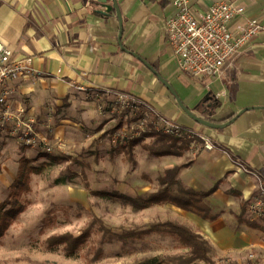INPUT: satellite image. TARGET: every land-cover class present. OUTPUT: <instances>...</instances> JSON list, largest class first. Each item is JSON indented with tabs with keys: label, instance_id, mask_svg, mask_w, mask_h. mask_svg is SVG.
I'll list each match as a JSON object with an SVG mask.
<instances>
[{
	"label": "crops",
	"instance_id": "0c3cea01",
	"mask_svg": "<svg viewBox=\"0 0 264 264\" xmlns=\"http://www.w3.org/2000/svg\"><path fill=\"white\" fill-rule=\"evenodd\" d=\"M215 1L192 0L191 10L204 12ZM231 1L244 11L230 22V29L235 31L250 18L259 21L260 29L216 77L181 69L164 31L173 11L170 0H117L123 27L120 43L115 10H107L111 0H0V41L13 58H29L38 72L34 78L23 76L12 82L8 103L36 119L38 132L47 133L55 143L50 154L70 155L65 154L67 149L80 140L85 143L105 131L101 119L114 110L107 101L102 102L104 110L98 109L99 93H106L108 101L118 92L133 94L139 102L131 110L148 119L162 116L190 130L194 137L186 147L175 149L179 154H151L152 158L162 162L160 173L190 162L178 178L195 190L209 191L204 200L217 217L210 221L174 207L199 229L195 231L218 256L228 254L242 261L238 254L242 248L264 254V232L238 221L240 216L247 218L241 204L247 205L264 181V0ZM152 69L203 119L219 120L249 109L224 127L199 124L181 109ZM5 135L0 132V144L8 141ZM156 136L143 133L128 144L131 152L154 143ZM200 137L213 148L205 149ZM21 150L20 157L42 151L22 145Z\"/></svg>",
	"mask_w": 264,
	"mask_h": 264
},
{
	"label": "rangeland",
	"instance_id": "374dc122",
	"mask_svg": "<svg viewBox=\"0 0 264 264\" xmlns=\"http://www.w3.org/2000/svg\"><path fill=\"white\" fill-rule=\"evenodd\" d=\"M107 104L114 111L101 119L105 131L67 149L66 160L52 162L41 156L43 150L22 160L21 145L5 135L9 139L0 144V200L8 198L23 209L0 238V264H138L146 257L185 252L168 235L120 237L123 231L163 220L199 229L169 203L133 210L113 195L118 191L136 196L158 189L163 165L145 147L131 152L128 145L145 134L137 127L143 115L119 108L112 100ZM147 128L151 132L150 125ZM120 130L123 138L115 137ZM13 182L19 184L12 187ZM86 231L88 235L74 248L69 236L50 242L51 237H78ZM246 250L241 249L239 258H246ZM213 254L217 264L241 263L228 254ZM255 264H262L260 257Z\"/></svg>",
	"mask_w": 264,
	"mask_h": 264
},
{
	"label": "built area",
	"instance_id": "2783aa9c",
	"mask_svg": "<svg viewBox=\"0 0 264 264\" xmlns=\"http://www.w3.org/2000/svg\"><path fill=\"white\" fill-rule=\"evenodd\" d=\"M192 0H170L173 11L165 21L164 31L172 53L181 69L191 75L219 76L224 64L236 55L242 45L260 29L255 18L246 20L234 31L230 22L244 11L242 6L231 0H217L209 8L197 14L191 10ZM30 59L13 58L11 50L0 41V132L27 148H39L46 153L53 152L55 143L48 134H40L36 129V119L27 114L24 108L12 109L8 99L13 93L12 82L20 77H36L38 72L29 65ZM98 109H103L102 102L109 100L106 93L98 94ZM111 100V99H110ZM113 103L122 109H134L139 100L133 94L118 92ZM146 115L138 123V128L146 132L186 137L190 141L193 133L180 123L155 115L147 119ZM146 130V131H145ZM136 133V132H135ZM142 134V133H141ZM115 137L122 136V130ZM205 149H212L213 144L205 137H200ZM125 139V138H124ZM123 142V139L121 140ZM260 179L262 175L251 169H244ZM249 220L264 219V181L259 185L256 194L246 205ZM260 257L264 264V254L249 250L246 260L240 264H255Z\"/></svg>",
	"mask_w": 264,
	"mask_h": 264
},
{
	"label": "trees",
	"instance_id": "16d2710c",
	"mask_svg": "<svg viewBox=\"0 0 264 264\" xmlns=\"http://www.w3.org/2000/svg\"><path fill=\"white\" fill-rule=\"evenodd\" d=\"M114 12V10H113ZM237 113H231L219 120L209 119L217 123L227 121ZM120 126L121 123L116 124ZM153 133V132H152ZM155 134V133H153ZM143 135V134H142ZM190 140L184 137L170 136L157 134L154 143L145 145L146 150L152 155H164L169 153L179 154V151H175L176 148L186 147ZM172 148L174 150H172ZM41 156L46 157L52 162H59L66 160L63 155H55L46 152H42ZM232 160L236 161L233 156ZM25 157L22 158L24 160ZM190 162H186L180 165H175L170 168L164 169L157 177L159 184L158 189L131 196L129 194L121 192H113L114 196L120 198L123 202L129 203L133 210H141L147 208L153 204L169 203L175 207H178L184 211L194 213L202 219L214 220L217 215L212 212L210 206L205 202V197L208 192L198 191L191 187L184 185L178 178L179 171L182 167L188 166ZM19 182H13L12 187H16ZM87 186V185H86ZM242 211L244 213L246 203H242ZM22 206L6 198L0 202V238L4 235L6 228L16 218V216L22 211ZM242 213V215H243ZM239 223H243L249 227L256 228L264 232V223L260 220H249L246 217H238ZM107 232V230H105ZM158 233L162 235H168L176 239L179 244L186 250L183 253L177 254H164L154 255L142 259L138 264H198L202 262L204 264H217L218 260L214 259V248L211 243L200 233L191 229L188 225L175 222L172 220H163L151 222L142 227H135L120 234L121 238L130 239H143L144 237ZM88 232H83L78 237H72L70 235H61L57 237H51L50 242L56 243L69 236L70 248H74L79 241H82ZM221 259V258H219Z\"/></svg>",
	"mask_w": 264,
	"mask_h": 264
},
{
	"label": "water",
	"instance_id": "95a60500",
	"mask_svg": "<svg viewBox=\"0 0 264 264\" xmlns=\"http://www.w3.org/2000/svg\"><path fill=\"white\" fill-rule=\"evenodd\" d=\"M111 9H114L115 10V14H116V17H117V20H118V40H119V43H120V38H121V35H122V31H123V27H122V15H121V12H120V9H119V6L117 4V0H111V4H107V10H111ZM123 48V47H122ZM134 56H136L139 60H141L143 63H146L145 60H143L142 58H140L137 54H134ZM146 65L148 67H150V65L148 63H146ZM151 68V67H150ZM153 70V69H152ZM153 72L156 74V76L158 77V79L162 82V84H164V86L166 88H168V90L173 94V96L175 97L178 105L181 107V109L190 117L192 118L195 122L199 123V124H202V125H205L207 127H210V128H220V127H224L225 125H227L228 123H230L236 116H234L233 118H231L230 120H227L225 122H222V123H217V122H212L210 120H207V119H203L199 116H197L196 114H194L192 111H190V109L185 106L182 101L180 100V98L178 97V95L176 94V92L173 90V88L171 87V85L166 81L164 80L160 75H158L154 70ZM249 108H243L242 110H240L238 113H241L245 110H247ZM237 113V114H238Z\"/></svg>",
	"mask_w": 264,
	"mask_h": 264
}]
</instances>
